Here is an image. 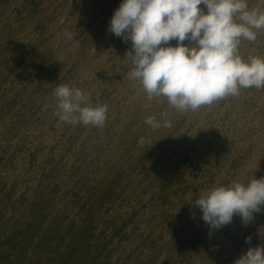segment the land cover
Returning a JSON list of instances; mask_svg holds the SVG:
<instances>
[{
  "label": "rangeland",
  "instance_id": "1",
  "mask_svg": "<svg viewBox=\"0 0 264 264\" xmlns=\"http://www.w3.org/2000/svg\"><path fill=\"white\" fill-rule=\"evenodd\" d=\"M120 3L0 0V264H233L246 237L264 245V210L210 236L188 203L264 177V88L186 112L148 100L107 30ZM238 53L264 57V30ZM57 84L99 94L104 126L61 122Z\"/></svg>",
  "mask_w": 264,
  "mask_h": 264
},
{
  "label": "clouds",
  "instance_id": "2",
  "mask_svg": "<svg viewBox=\"0 0 264 264\" xmlns=\"http://www.w3.org/2000/svg\"><path fill=\"white\" fill-rule=\"evenodd\" d=\"M107 30L131 42L121 59L130 67L129 80L139 82L148 100L165 97L179 112L238 95L240 88H264V57L244 60L238 53L242 41L255 42L264 30V0L252 7L248 0H121ZM65 37L73 40L70 32ZM53 95L54 115L61 122L104 126L108 105L95 103L99 94L57 84ZM145 123L153 130L172 126L155 116ZM145 142L139 140L141 145ZM188 203L200 210L210 236L231 224L234 216L247 226L264 210V177L213 186ZM245 243L250 246L233 264H264V245L251 246V236Z\"/></svg>",
  "mask_w": 264,
  "mask_h": 264
}]
</instances>
